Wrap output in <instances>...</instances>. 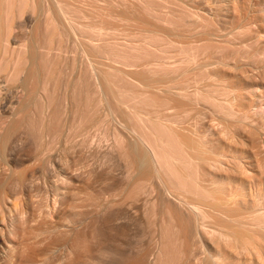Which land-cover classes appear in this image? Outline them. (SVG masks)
Listing matches in <instances>:
<instances>
[{"label":"bare ground","instance_id":"6f19581e","mask_svg":"<svg viewBox=\"0 0 264 264\" xmlns=\"http://www.w3.org/2000/svg\"><path fill=\"white\" fill-rule=\"evenodd\" d=\"M0 264H264V0H0Z\"/></svg>","mask_w":264,"mask_h":264},{"label":"rangeland","instance_id":"374dc122","mask_svg":"<svg viewBox=\"0 0 264 264\" xmlns=\"http://www.w3.org/2000/svg\"><path fill=\"white\" fill-rule=\"evenodd\" d=\"M190 4L192 5V3H190ZM29 10H31V9H29ZM29 10H27V15H26L25 13H22V14H25V15H26L25 17L22 16L23 19L20 20V18L18 17V18H19L18 22H19L20 24H19V23H18V24H15V26L13 27L14 29L11 30L12 33H13L14 30H15V31H14L13 35L10 33V34L12 35V36H10V38L12 37V39H13L14 37H16V38L18 39V38H20L21 36L23 37L24 34L26 35V34L29 32L28 30H31L32 26L34 25L36 19H37L38 16H39V11H36V9H35V10H34V14H35V16L32 14V15H30L31 17L33 16V17L31 18L28 14L32 13V12H33V9L31 10L32 12L29 11ZM25 12H26V11H25ZM36 12H37V14H36ZM20 17H21V15H20ZM28 17H30V18H28ZM18 18H17V19H18ZM27 18H28V19H27ZM17 19H15V20H17ZM30 19H31V20H30ZM32 19H33V21H34V20H35V21L33 22ZM15 20L13 21V24H14V22L17 23V21H15ZM29 21H30V22H29ZM87 21H88V20H87ZM32 22H33V23H32ZM29 23H30V25L25 26V25H27V24H29ZM11 24H12V22H11ZM13 24H12V25H13ZM24 24H25V25H24ZM31 24H32V25H31ZM12 25H11V26H12ZM22 25L24 26L23 28H22ZM29 26H30V29H29ZM25 27H27L28 30H24V34H23V32H22L21 30H23ZM16 28H17V29H16ZM20 28H21V29H20ZM25 29H26V28H25ZM20 31H21V32H20ZM20 33L22 34L21 36H19ZM16 34H17V35H16ZM121 34H122L123 37H124L122 41H127L128 39H126V38H128V37L126 36V34H123V33H120V36H119V33H118V36H115V35H117V34H115V35H113L114 37H113V36H111V37H112V38L117 37V38H115L114 40H118V41H119V39L122 37ZM111 35H112V34H111ZM124 35L126 36V38H125ZM22 37H21V38H22ZM107 37H109V39H110V35H109V36L107 35ZM118 37H119V38H118ZM112 38H111V39H112ZM124 39H125V40H124ZM120 41H121V39H120ZM122 41H121V42H122ZM95 42L98 43L99 41H95ZM71 43L74 44V42L69 41L68 46H69ZM74 45H75V44H74ZM74 45H73L72 48H75V47L77 48V45H75V46H74ZM70 48H71V45L69 46V52L67 53V56H66V57H67L68 59H70V57H71V59H74L75 57H78V56H79L78 59H76V60L80 61V49H79V48H78L77 50L74 49V51H73V53H72V51L70 50ZM72 48H71V49H72ZM72 50H73V49H72ZM55 51H57V50H55ZM74 52H77L79 55H78L77 53H76V54H77V55H76ZM71 54L74 56V58H72L73 56H71ZM75 55H76V56H75ZM1 77H2V76H1Z\"/></svg>","mask_w":264,"mask_h":264}]
</instances>
